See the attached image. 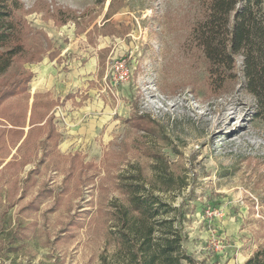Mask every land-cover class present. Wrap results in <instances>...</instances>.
I'll return each instance as SVG.
<instances>
[{"label": "rangeland", "instance_id": "rangeland-1", "mask_svg": "<svg viewBox=\"0 0 264 264\" xmlns=\"http://www.w3.org/2000/svg\"><path fill=\"white\" fill-rule=\"evenodd\" d=\"M22 1L32 43L50 50L2 77L33 73L29 97L0 107V264H127L113 211L133 183L185 215L198 264H245L263 248L264 121L240 71L222 84L209 72L192 36L204 0ZM39 63L54 82L35 92ZM227 111L223 133L245 135L223 145ZM25 112L23 125L5 117Z\"/></svg>", "mask_w": 264, "mask_h": 264}, {"label": "trees", "instance_id": "trees-1", "mask_svg": "<svg viewBox=\"0 0 264 264\" xmlns=\"http://www.w3.org/2000/svg\"><path fill=\"white\" fill-rule=\"evenodd\" d=\"M202 6L203 15L194 24L192 36L211 76L222 84L240 71L244 88L257 100L256 114L264 121V0H204ZM23 9L22 0H0V107L13 97H29L28 83L33 73L15 80H2L15 61L23 57L38 63L50 50L44 40L38 45L32 43L36 35L20 14ZM38 34L46 38L41 31ZM34 108L33 105V112ZM23 115L21 124H17L20 119L5 117L11 119L10 122L15 121L14 125H23L27 112ZM33 116L31 125L34 124ZM160 176L162 184L170 190L174 178L163 169ZM128 193V205L113 211L114 218L128 227V230H120L118 237V245L130 254L127 264H198L184 248L185 215L180 210L176 212V208L161 213L160 210L169 205L160 203L143 185L131 184ZM168 212L175 215L160 221L156 219ZM245 264H264V247L256 250Z\"/></svg>", "mask_w": 264, "mask_h": 264}, {"label": "bare ground", "instance_id": "bare-ground-1", "mask_svg": "<svg viewBox=\"0 0 264 264\" xmlns=\"http://www.w3.org/2000/svg\"><path fill=\"white\" fill-rule=\"evenodd\" d=\"M230 110V109H228ZM232 112L230 111H227L223 112L224 115H221L216 121H215V127L218 129V134L216 138H221L220 140L221 141V144L223 145H227V144H233L237 141H239L240 139L242 140L243 138V135H245V132L242 130H240L242 127H237L236 128H232V131L230 132V134H224L222 129L224 127V118L227 116V115H230ZM219 114V113H218ZM233 115V114H232ZM214 120V119H213ZM240 128V129H239ZM240 140V141H241Z\"/></svg>", "mask_w": 264, "mask_h": 264}, {"label": "crops", "instance_id": "crops-1", "mask_svg": "<svg viewBox=\"0 0 264 264\" xmlns=\"http://www.w3.org/2000/svg\"><path fill=\"white\" fill-rule=\"evenodd\" d=\"M45 65H47L45 63ZM37 79L38 81L36 82V85L34 86L35 88V92H41L44 88V86L46 85H50L51 82L53 81L52 79V75L50 74L51 72V68L48 69V65L47 66H43L42 64L39 63V65H37ZM51 77V78H50ZM54 82V81H53Z\"/></svg>", "mask_w": 264, "mask_h": 264}]
</instances>
